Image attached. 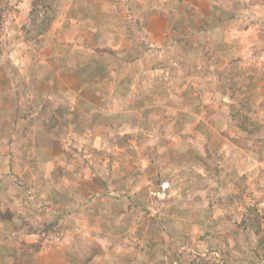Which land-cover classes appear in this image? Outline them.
<instances>
[{"label":"rangeland","instance_id":"374dc122","mask_svg":"<svg viewBox=\"0 0 264 264\" xmlns=\"http://www.w3.org/2000/svg\"><path fill=\"white\" fill-rule=\"evenodd\" d=\"M27 4L0 23V264H264V0Z\"/></svg>","mask_w":264,"mask_h":264},{"label":"crops","instance_id":"0c3cea01","mask_svg":"<svg viewBox=\"0 0 264 264\" xmlns=\"http://www.w3.org/2000/svg\"><path fill=\"white\" fill-rule=\"evenodd\" d=\"M27 3H28V0H0V23H2V21L7 20V18H5V14L9 13V11H12L15 14H17V17H16V15L11 14V15H13L14 18H16L15 22L20 24L19 20H21V18H23V16L26 15V10H27V7H28V6H26V5H28ZM6 5L10 6L9 10L6 11L5 13H3V8ZM22 8H23V10H22ZM1 59L2 58H0V61H1ZM6 73H8V76L10 75L9 72L3 71L1 66H0V78H2V77L7 78V74ZM7 89L10 90L9 86L8 85L5 86L4 82H2L0 80V92H5V91H7ZM57 217H58V215H57ZM57 217L55 216L54 220H56ZM166 221H167V219H165L164 221L159 220V223H157V227H160V229H161L160 231L161 232H162L163 225L166 228V226L164 224ZM161 222H163V223H161ZM165 230H167V229H165ZM210 231H211V229L207 227L206 232H210ZM156 232H159V231L157 230ZM30 234H32V233H30ZM209 234L210 233H207L206 236H208ZM27 236L28 235H24L23 237H20V238H26ZM20 238L16 237V239H18V240ZM41 245H42V248H41L40 254L42 255V257H44V260H45L43 263L44 264L45 263L49 264L48 261L51 260V258L54 259V257H56L57 254H58V250H60V249L57 248V249H53L52 251L47 252V251H43V249L46 248L45 244L41 243ZM76 247H74V248H76ZM126 247H127V251L128 252H130L131 250H133V251L136 250V248L134 246H128L127 245ZM113 251H115V249ZM128 252H125V253H122V254L117 253L116 256L113 255L110 260H104L101 264H136V259L137 258L134 260V257L129 255ZM211 252L217 253L216 251H211ZM54 253H55V256H54ZM62 257H63V255L59 256L58 258H55L54 259V261H55L54 264H76L77 263V262L75 263L74 260L73 261H70V260L64 261V257L63 258ZM58 259H59V262H58ZM143 259H145V258H143ZM95 260H97V259H95ZM50 264H53V263H50ZM83 264H87V263H83ZM90 264H92V263H90ZM148 264H155V263L152 262V263H148Z\"/></svg>","mask_w":264,"mask_h":264},{"label":"trees","instance_id":"16d2710c","mask_svg":"<svg viewBox=\"0 0 264 264\" xmlns=\"http://www.w3.org/2000/svg\"><path fill=\"white\" fill-rule=\"evenodd\" d=\"M41 1H43V0H41ZM42 4V3H41ZM35 13V12H34ZM47 26H48V24H46V22L43 24V23H40L39 24V26H37L36 27V30L38 31V32H43V31H45L46 29H47ZM32 36H30V38H31ZM143 50H146L145 48L143 49ZM147 51V50H146ZM145 52V51H144ZM143 54V53H142ZM141 54V55H142ZM177 60H178V58H177ZM183 64V63H182ZM185 65V64H184ZM186 66H188L187 65V63H186ZM189 67H190V65H189ZM192 68H194L195 66H191ZM220 77V79L222 80V78L221 77H223L222 76V74L220 73V74H218ZM234 117V116H233ZM240 128H242V126H241V124L240 125H238ZM239 128V129H240ZM241 130V129H240ZM242 131V130H241ZM243 132V131H242ZM225 157H224V155L223 156H220L219 157V161L221 162H224V164H225ZM259 161H261L260 159H258ZM215 171H217L216 169H215ZM264 174V171H261V174H259V176L261 177V175H263ZM264 177V176H263ZM240 180H244V178L242 177ZM240 185V184H239ZM232 198V197H231ZM240 198H241V196L238 194V196L236 197V199L237 200H240ZM233 199V198H232ZM248 211H249V213H250V216L251 217H254V224L252 225V224H249L248 225V227H250L253 231L255 230H258L259 229V211H258V207H257V205H252V206H249V207H247L246 208ZM248 219V218H247ZM244 222H246V219L245 220H243ZM252 223V222H251ZM263 250V247H261L260 245H259V248H258V251L259 250ZM255 255H257V251H256V253H255ZM257 257V256H256Z\"/></svg>","mask_w":264,"mask_h":264},{"label":"clouds","instance_id":"9594fccd","mask_svg":"<svg viewBox=\"0 0 264 264\" xmlns=\"http://www.w3.org/2000/svg\"><path fill=\"white\" fill-rule=\"evenodd\" d=\"M162 188V187H161ZM166 190V189H165ZM164 191V190H163ZM212 254V256L213 255H215V256H217V258L219 257V255H218V253H213V252H210V254H208V253H204L203 255H201L202 257H204V256H206V255H208V256H210Z\"/></svg>","mask_w":264,"mask_h":264},{"label":"built area","instance_id":"2783aa9c","mask_svg":"<svg viewBox=\"0 0 264 264\" xmlns=\"http://www.w3.org/2000/svg\"><path fill=\"white\" fill-rule=\"evenodd\" d=\"M166 188H167V185H166V184H163L161 189H162V191H163V190H165Z\"/></svg>","mask_w":264,"mask_h":264}]
</instances>
